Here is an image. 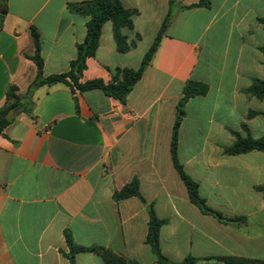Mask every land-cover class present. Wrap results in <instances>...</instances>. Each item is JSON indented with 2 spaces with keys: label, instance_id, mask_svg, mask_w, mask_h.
I'll use <instances>...</instances> for the list:
<instances>
[{
  "label": "crops",
  "instance_id": "obj_1",
  "mask_svg": "<svg viewBox=\"0 0 264 264\" xmlns=\"http://www.w3.org/2000/svg\"><path fill=\"white\" fill-rule=\"evenodd\" d=\"M92 0H8L0 32V110L10 86L24 96L37 75L27 56L35 52L30 29L41 35L45 77L65 73L87 36L89 18L70 4ZM134 12L118 50L112 22L102 30L96 55L82 81L109 82L116 69L137 70L156 38L159 48L126 105L92 90L72 95L57 84L39 88L33 118L14 110L0 136V264H70L66 233L85 248L101 247L127 264H158L146 243L149 213L138 198L113 196L134 177L147 204L166 224L162 254L182 263L225 264L235 257L264 262V152L228 155L225 148L248 128L264 137V100L246 93L264 81V0H120ZM170 14V18L164 25ZM210 60L216 59L214 70ZM201 69V70H200ZM189 80L209 92L185 106L178 157L199 184L209 207L229 218L223 224L194 206L173 166V127ZM250 111L258 115L248 118ZM76 264H106L93 252Z\"/></svg>",
  "mask_w": 264,
  "mask_h": 264
},
{
  "label": "trees",
  "instance_id": "obj_2",
  "mask_svg": "<svg viewBox=\"0 0 264 264\" xmlns=\"http://www.w3.org/2000/svg\"><path fill=\"white\" fill-rule=\"evenodd\" d=\"M7 1L8 0H0V11L5 10ZM174 1L175 0H170L171 6ZM200 7L210 8L211 3L209 1L202 0L190 7H185V9ZM69 9L77 15L89 18L87 23V36L84 42L78 44L77 46L76 59L70 63V69L67 72L45 77L43 75L44 61L41 55V35L35 27H31L30 33L35 52L32 56L27 57L36 65L37 75L30 84L26 94L22 97L17 95L18 88L16 86L9 87L7 92V104L0 110V136L7 137L6 130L12 123L13 119L8 120L6 117L11 109L15 110L16 115L24 113L34 119L33 96L35 92L41 87H52L57 84H64L69 87L72 95L75 98L78 94L92 90H101L108 97L119 101L122 105H126L128 95L133 91L135 85L141 80L144 72L150 66L159 48L162 34L156 38L152 47L146 53L139 69H116L112 73V79L109 82H105L101 79L83 82L82 77L84 71L87 69V60L96 55L100 45L102 30L107 22H112L113 24V34L117 42L119 52L126 53L135 45L134 43H128L127 38L122 33L123 29L132 28L134 12L125 8L120 0L86 1L77 4H70ZM169 18L170 14L165 20V26ZM3 20L4 16L0 15V32L3 28ZM259 21L264 25V18L259 19ZM260 49L264 54V45ZM208 92L209 86L205 83L189 80L185 84L183 89V97L181 98L177 107L179 115L176 118L171 139L170 152L173 166L187 189L190 202L203 214L212 216L223 224L243 222L245 221L244 218H229L209 207L206 200L200 194L199 184L187 174L183 165L179 161V129L185 114V106L190 99L199 96H205ZM246 93L251 97L264 100V81L258 79L254 80L252 86L246 90ZM256 115H258L257 112L250 111L248 118H253ZM242 127L246 131L247 135L244 137L237 132H233L236 137V141L233 143V145L225 148V153L228 155H240L252 151L264 152V137L260 139H254L249 133L247 126L243 124ZM261 190L264 192V188ZM134 197L140 199L143 204L147 206L149 213V223L146 243L151 246L152 252L157 259V263L195 264L198 259L191 256L187 257L182 263L171 262L163 256L160 246V232L162 227L166 224V221L158 218L154 204H147L145 201L140 192V180L137 177H134L128 184H126L113 196L115 201H121ZM66 241L69 248V253L66 254V257L70 264H76V255L78 253L85 252L99 254L106 264H127L125 259L119 257L109 250H105L104 248H85L78 246L75 244L72 236L69 233H66ZM218 259L225 264H264V262L260 261L235 257H224Z\"/></svg>",
  "mask_w": 264,
  "mask_h": 264
},
{
  "label": "rangeland",
  "instance_id": "obj_3",
  "mask_svg": "<svg viewBox=\"0 0 264 264\" xmlns=\"http://www.w3.org/2000/svg\"><path fill=\"white\" fill-rule=\"evenodd\" d=\"M204 64L210 65L211 67H213L214 70H217L218 63H217L216 59L210 60V63H208V62L206 63V58H205Z\"/></svg>",
  "mask_w": 264,
  "mask_h": 264
},
{
  "label": "water",
  "instance_id": "obj_4",
  "mask_svg": "<svg viewBox=\"0 0 264 264\" xmlns=\"http://www.w3.org/2000/svg\"><path fill=\"white\" fill-rule=\"evenodd\" d=\"M13 115H14V110L11 109V110L9 111V113L7 114V117H6V118H7L8 120H12Z\"/></svg>",
  "mask_w": 264,
  "mask_h": 264
}]
</instances>
